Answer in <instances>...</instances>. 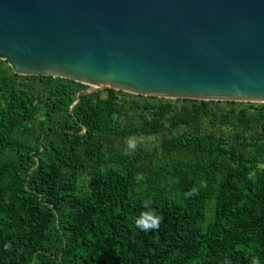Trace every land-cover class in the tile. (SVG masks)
I'll list each match as a JSON object with an SVG mask.
<instances>
[{
  "label": "trees",
  "instance_id": "obj_1",
  "mask_svg": "<svg viewBox=\"0 0 264 264\" xmlns=\"http://www.w3.org/2000/svg\"><path fill=\"white\" fill-rule=\"evenodd\" d=\"M86 88L0 61V264H264V104Z\"/></svg>",
  "mask_w": 264,
  "mask_h": 264
},
{
  "label": "water",
  "instance_id": "obj_2",
  "mask_svg": "<svg viewBox=\"0 0 264 264\" xmlns=\"http://www.w3.org/2000/svg\"><path fill=\"white\" fill-rule=\"evenodd\" d=\"M13 74L264 104V0H0Z\"/></svg>",
  "mask_w": 264,
  "mask_h": 264
},
{
  "label": "clouds",
  "instance_id": "obj_3",
  "mask_svg": "<svg viewBox=\"0 0 264 264\" xmlns=\"http://www.w3.org/2000/svg\"><path fill=\"white\" fill-rule=\"evenodd\" d=\"M128 147L134 150L135 145L129 143ZM205 186L206 183L204 181H201L200 187H205ZM190 191L193 195H198L199 190L197 188H193L190 189ZM152 204L153 202L151 200L145 199L142 202V207L145 209V211H142L140 213V216L136 218L134 221L135 227L142 232L158 230L163 221V216L155 211V209L152 207ZM6 247L8 246L6 245ZM253 264H258V260L254 259Z\"/></svg>",
  "mask_w": 264,
  "mask_h": 264
},
{
  "label": "rangeland",
  "instance_id": "obj_4",
  "mask_svg": "<svg viewBox=\"0 0 264 264\" xmlns=\"http://www.w3.org/2000/svg\"><path fill=\"white\" fill-rule=\"evenodd\" d=\"M20 76V75H19ZM24 77V76H22ZM87 87V86H86ZM91 88L87 87L85 89V91H89ZM100 92L101 97L105 96V92L104 89H99L97 90ZM115 91V90H114ZM122 92V91H120ZM125 93V92H123ZM129 94V93H127ZM133 95V94H131ZM139 96V95H136ZM141 97H145V96H141ZM151 98V97H150ZM152 98H156L158 100L163 99V100H168L171 102H176V100H180V99H168V98H158V97H152ZM235 103H241V105L246 106V104H251V105H260L262 103H248V102H235ZM245 104V105H244ZM132 143L135 145L134 150L132 148L128 147V144ZM156 140L155 138H140V139H136V138H125V139H117L113 142V147L118 150V151H122L123 153H134V152H138L139 150L141 151H145V150H150L152 149V147H154L156 145ZM212 203H207V206H211Z\"/></svg>",
  "mask_w": 264,
  "mask_h": 264
}]
</instances>
